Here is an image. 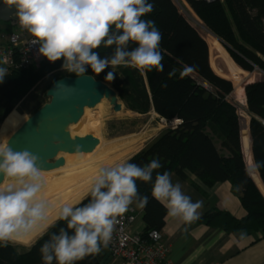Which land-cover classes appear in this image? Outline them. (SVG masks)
<instances>
[{
    "label": "trees",
    "instance_id": "trees-1",
    "mask_svg": "<svg viewBox=\"0 0 264 264\" xmlns=\"http://www.w3.org/2000/svg\"><path fill=\"white\" fill-rule=\"evenodd\" d=\"M187 1L240 67L253 70L257 65L264 69V0ZM148 2L153 4V11L143 19L154 21L162 35L160 51L164 70L153 68L141 73L121 66L114 70L115 78L111 82L105 79L112 71L110 66L98 76L90 66L85 73L110 84L129 110L140 114L153 111L169 123L176 118L182 120L176 127L164 128L127 161L143 166L157 159L162 167L154 171L153 181L156 172L167 171L203 192L191 175L207 186L231 182L233 189L240 194L246 215L239 218L228 211L212 209L198 221L228 232L264 234V194L247 169L237 108L227 99L234 85L214 70L208 41L185 19L173 0ZM8 31L0 28V34ZM130 47H135V44H130ZM97 51L103 58L110 56L113 48L102 46ZM62 63L63 60L55 63L44 61L38 69L9 68L3 83H0V126L31 89L46 94L57 79L66 75L77 76L66 71L64 75L50 74L51 79L48 80L49 72L62 67ZM185 65L194 66L192 72L209 82L213 89L199 83L191 73L182 78L180 73ZM173 70L175 74L169 76ZM44 83L43 89L41 84ZM246 96L252 114V153L264 182V125L261 122L264 119V81L247 84ZM137 186L139 193L148 197L147 204L141 208L144 222L141 233L162 230L166 208L151 196V183L137 181ZM87 196L82 200L87 202ZM65 226L64 221L57 222L30 246L15 242L0 246V264H43L41 246L53 232L58 233L60 227ZM104 255L105 249L77 264H100Z\"/></svg>",
    "mask_w": 264,
    "mask_h": 264
},
{
    "label": "clouds",
    "instance_id": "clouds-1",
    "mask_svg": "<svg viewBox=\"0 0 264 264\" xmlns=\"http://www.w3.org/2000/svg\"><path fill=\"white\" fill-rule=\"evenodd\" d=\"M3 2L15 7L20 28L31 34L32 44H39V54L53 63L63 60L62 69L68 73L83 76L90 66L98 76L110 66L112 71L105 79L111 82L114 70L121 66L141 73L164 70L162 35L154 21L143 19L153 11L148 0ZM102 46L113 48L112 54L101 58L97 49ZM193 70L194 66L185 65L180 75L183 78ZM7 74L8 69L0 67V83ZM174 74L175 70L169 76ZM161 167L157 159L143 166L130 161L101 166L91 182L87 202L62 203L53 217L54 206L41 196L45 179L40 157L0 140V246L24 241L38 228L43 233L64 221L66 226L53 232L40 248L43 264H77L98 255L111 243L119 218L130 206L147 204L148 197L139 193L137 181L152 184L151 196L166 208L169 217L192 223L199 217L202 202H194L167 171L156 172L153 181L154 171Z\"/></svg>",
    "mask_w": 264,
    "mask_h": 264
},
{
    "label": "crops",
    "instance_id": "crops-1",
    "mask_svg": "<svg viewBox=\"0 0 264 264\" xmlns=\"http://www.w3.org/2000/svg\"><path fill=\"white\" fill-rule=\"evenodd\" d=\"M5 5L3 0H0V11ZM0 28L9 30L8 33L0 34V47H7L9 46L10 33L20 30L17 18L0 19ZM30 36L31 34L26 32L23 40ZM222 63V59L221 61L217 60L215 66L221 70ZM215 66H212L214 70L221 74L222 72L218 71ZM0 67H5L9 71L1 58ZM171 178L173 183L180 182L182 190L194 202H202L198 219L190 224L166 216L162 233L164 240L171 249L172 264H264V234L261 232L251 234L236 231L228 232L220 227L208 226L198 221L200 217L212 209L225 210L239 218L246 215L240 194L233 189L231 182L224 181L213 186H207L196 176L191 175L192 180L199 184L204 190L203 192L200 188L198 190L190 182L181 179L174 173L171 174ZM135 206L137 207V205ZM137 208L141 209V207ZM140 216L142 217V211ZM134 225L135 223L131 228L132 233H140L144 228V222L142 229H134ZM242 233L243 235H241Z\"/></svg>",
    "mask_w": 264,
    "mask_h": 264
},
{
    "label": "water",
    "instance_id": "water-1",
    "mask_svg": "<svg viewBox=\"0 0 264 264\" xmlns=\"http://www.w3.org/2000/svg\"><path fill=\"white\" fill-rule=\"evenodd\" d=\"M15 7H5L0 11V19L17 18ZM196 75L198 82L204 81ZM49 101L35 111L19 128L9 143L15 150L27 149L37 154L44 170H52L65 165L63 153L88 155L100 144L98 134L89 127L72 131L71 126L83 118L87 109L97 107L107 99L115 111H121L117 91L102 79L91 74L83 76L66 75L54 81L47 90ZM79 149V151H77ZM3 177L0 176V182ZM260 188L259 184L255 182ZM261 189V188H260Z\"/></svg>",
    "mask_w": 264,
    "mask_h": 264
},
{
    "label": "bare ground",
    "instance_id": "bare-ground-1",
    "mask_svg": "<svg viewBox=\"0 0 264 264\" xmlns=\"http://www.w3.org/2000/svg\"><path fill=\"white\" fill-rule=\"evenodd\" d=\"M195 20L201 22L197 26V29L211 44V48L214 49V52L218 51V55H221V59L228 61V73L231 75L237 74L240 77L241 82L236 84V93L238 95L240 106L239 115L242 122L243 136L245 139H247L248 136L251 138L248 103L245 88L251 79L247 78L239 70L236 63L228 55L223 43L219 40L215 33L208 26H206L202 20L199 19V15H194L192 17V21ZM218 55L217 58L220 57ZM221 66L223 67V65ZM215 68H217L218 71H221L218 66H215ZM231 69H237L238 71L233 72ZM259 74L253 73L255 81L260 80L261 75ZM151 113L157 115L156 112L152 111ZM29 117L30 116L28 114H19L16 111L10 113L0 126V140L9 142L11 136H13V134L23 126ZM161 119L163 120V118ZM85 120H88L89 124L92 123L95 126L99 123V120L86 110L81 121L73 124L71 126V130L77 131L79 128L84 127L81 125V123H83ZM123 121L128 127L127 131L132 130L133 128L140 125L138 121H133L130 118H126ZM129 121H132V123L130 124ZM123 126L125 125L123 124ZM155 133L156 132H152L147 135L143 134L140 138L134 140L129 145H126L122 148H117L115 150H111L110 147L105 148L104 150L101 145H98L95 151L88 155L68 153L71 157H69L65 165L52 170H44L45 185L41 191V196L54 206V211L51 213V215L53 217L55 216V210H58L62 203H75L83 199L89 192L91 182L94 176L97 174L98 168L101 166H112L115 163L122 162L123 159L130 153L141 149L147 142L148 138L153 136ZM246 141L248 146L249 174L253 180L259 184L261 191L264 194V182L255 164L253 153L251 151V143L248 139ZM40 234H42V232L38 228L33 236L26 237L25 240L21 241L20 243L31 244Z\"/></svg>",
    "mask_w": 264,
    "mask_h": 264
},
{
    "label": "built area",
    "instance_id": "built-area-1",
    "mask_svg": "<svg viewBox=\"0 0 264 264\" xmlns=\"http://www.w3.org/2000/svg\"><path fill=\"white\" fill-rule=\"evenodd\" d=\"M173 2L191 25L197 27L199 23H201L200 21L198 22V20L192 21V17L198 14L187 0H173ZM24 34L25 32L22 31L12 32L9 37V46L0 47V58L3 64L8 68L26 69L33 64H39L43 57L38 51L39 44H32V40L34 39L32 36L23 40ZM37 61L38 63H36ZM261 72H263L262 76L264 77V70H261ZM226 73L229 75V78L234 85V89H236V84L241 82L239 75H231L228 72ZM191 74L196 77L195 73L191 72ZM199 83L211 90L213 89L210 84L208 85L204 81H199ZM228 97L230 99V96ZM239 109L240 106H237L238 114ZM248 114L251 117L249 108ZM163 120L166 121L164 118ZM177 121H179V123L182 122L181 119L176 118L174 121L170 122L171 126L176 127L177 124H179ZM261 122L264 125V119H261ZM242 138L245 160L249 171L248 146L246 140H249L252 148V139L250 136L245 139L243 136V130ZM141 211L142 209H138L135 205H131L128 212L119 218L120 222L115 227L111 243L107 248H104L105 255L100 264H172L170 259L171 249L164 240L162 230L152 229L146 233L131 232V228L136 222L138 216H140Z\"/></svg>",
    "mask_w": 264,
    "mask_h": 264
},
{
    "label": "rangeland",
    "instance_id": "rangeland-1",
    "mask_svg": "<svg viewBox=\"0 0 264 264\" xmlns=\"http://www.w3.org/2000/svg\"><path fill=\"white\" fill-rule=\"evenodd\" d=\"M19 31H22V32H25V33L27 32V31L22 30V29H20ZM201 35H202V33H201ZM24 36H25V34H24ZM209 46H210V58L212 60V66H215V61H217V60L221 61V59H220L221 55H220V57L217 58V55L219 54V52L218 51L214 52V49L211 48V44L210 43H209ZM223 46L225 47L224 44H223ZM225 49L229 53L228 55L230 56V58L233 59V57H232L231 53L228 51L227 47H225ZM44 61H48V59L43 56L42 59L40 60L39 64H33L29 68H34V69L37 68L38 69V68L41 67V65H42V63H44ZM222 61H223V63H222L223 67L221 66V72L222 73L221 74L218 73V74L220 76L223 75L222 77L227 78V79L230 80L229 75H227V73H226V72H228V69H229L228 68L229 63H228L227 60H223L222 59ZM233 61L235 62L234 59H233ZM36 63H38V61ZM227 63H228V65H227ZM236 65L238 66L239 70L245 76H248L247 78L251 79V81H249L248 84L252 83V82L264 81V77L262 76L263 72H261V70H264V69L261 68L260 66L254 65L253 70H246V69L240 67L237 63H236ZM232 71L233 72H237L238 70L237 69H233ZM54 73H57L58 75H64V74H66V71L63 70L62 67L57 68L55 70H52L48 74V76H49V77H47L48 80L51 79L50 74H54ZM253 73H257V74L260 73L259 74V75H261L260 80L255 81L254 77H253L254 76ZM197 78L199 79V77H197ZM45 85H46V83H44L43 85L41 84V87L44 89ZM228 96H230V99H229ZM228 96H227L228 101L233 103L235 106L236 105L239 106L238 95L236 93V89H234L233 93L231 92ZM48 101H49V98L46 96L45 93H43L41 91L39 92L35 88H33V89H31V91H29L28 94H26L24 96V98L21 101V103L12 112L16 111L19 114H28L29 116H31L32 113L35 110L39 109L41 106H43ZM120 102L123 104V107H122L121 111H115L113 106L111 105V103L108 100H103L102 103L99 104L97 107H95L93 109H87V111L92 116H95V118H97L99 120V123L96 126L93 125L92 123L89 124L88 120H85L83 123H81L82 126L89 127L91 129H93L98 134V136L100 138V141H101L99 145H101V147L104 150H105V148H108V147H110L111 150H115L117 148H122V147H124L126 145H129L134 140L140 138L143 134L147 135L149 133L156 132L155 134H153V136L148 138L147 142L142 147V148H144L164 128L172 127L171 123L162 120L158 115H156L154 113L141 115L140 113H137V112H134L132 110H129L125 106L124 102H122V101H120ZM237 106H236V108H237ZM238 116H239V114H238ZM251 117H252V114H251ZM251 117L249 116V122H251V119H252ZM126 118H130L133 121H138V123H140V125L135 127V128H133L132 130L127 131L128 127L126 126V123L123 121ZM239 121H240V126H241V138H242V122H241L240 116H239ZM121 122H124V123H121ZM129 123L131 124L132 121L131 122L129 121ZM123 124L125 126H123ZM141 149H139L138 151H140ZM138 151L130 153L127 157H125L123 159L122 162L127 161L128 158L133 156ZM61 155L65 157L66 163H67L69 157H71L70 154H68V153H63ZM142 223H143L142 217L138 216V219H137V221L135 222V225H134V229H142ZM44 233L45 232H43L42 234H44ZM42 234H40L31 244H25V245H27V246L32 245L34 242H36V240ZM15 243H20V242H15ZM21 244H24V243H21Z\"/></svg>",
    "mask_w": 264,
    "mask_h": 264
}]
</instances>
